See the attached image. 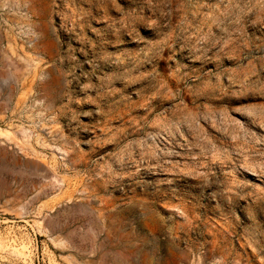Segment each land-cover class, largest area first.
Segmentation results:
<instances>
[{
	"label": "rangeland",
	"instance_id": "obj_1",
	"mask_svg": "<svg viewBox=\"0 0 264 264\" xmlns=\"http://www.w3.org/2000/svg\"><path fill=\"white\" fill-rule=\"evenodd\" d=\"M0 264H264V0H0Z\"/></svg>",
	"mask_w": 264,
	"mask_h": 264
}]
</instances>
